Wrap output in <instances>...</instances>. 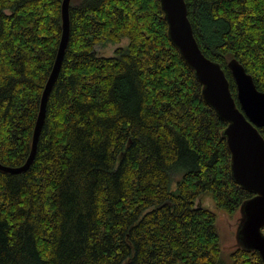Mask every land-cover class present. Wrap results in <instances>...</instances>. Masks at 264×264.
<instances>
[{"label": "trees", "instance_id": "obj_1", "mask_svg": "<svg viewBox=\"0 0 264 264\" xmlns=\"http://www.w3.org/2000/svg\"><path fill=\"white\" fill-rule=\"evenodd\" d=\"M63 0H0V163L27 158ZM194 34L264 90V0H186ZM71 35L36 154L0 171V264H225L217 213L254 196L221 119L171 42L160 0H72ZM128 38L111 56L96 45ZM264 135V127L259 128ZM177 183L175 191L171 184ZM230 264H262L237 247Z\"/></svg>", "mask_w": 264, "mask_h": 264}, {"label": "water", "instance_id": "obj_2", "mask_svg": "<svg viewBox=\"0 0 264 264\" xmlns=\"http://www.w3.org/2000/svg\"><path fill=\"white\" fill-rule=\"evenodd\" d=\"M71 1H62L61 40L52 71L41 93L27 158L18 166L0 163L2 172L22 173L34 160L49 96L59 76L70 40ZM160 4L171 42L201 83L202 96L206 103L228 124L223 134L231 154L233 179L254 194L233 214L237 216L235 225H238L233 250L237 247L256 250L264 264V135L259 130L264 127V90L257 87L253 75L246 67L237 58H232L228 66L237 85V98L240 103L238 106L224 69L220 63L205 55L195 37L186 0H160Z\"/></svg>", "mask_w": 264, "mask_h": 264}, {"label": "rangeland", "instance_id": "obj_3", "mask_svg": "<svg viewBox=\"0 0 264 264\" xmlns=\"http://www.w3.org/2000/svg\"><path fill=\"white\" fill-rule=\"evenodd\" d=\"M129 42L128 38H123L121 42L118 43H106L96 45V52L100 55L111 56L113 55L119 47L126 46ZM177 188V183L173 182L171 184V190L175 191ZM200 204L212 208L217 213L216 226L221 237V247H222V259L225 264L231 263V258L229 253L233 250L236 245V233L238 225H235V219L237 221V216L230 214H225L226 212L216 210L213 201L209 195H201L199 200ZM226 245H225V244Z\"/></svg>", "mask_w": 264, "mask_h": 264}, {"label": "bare ground", "instance_id": "obj_4", "mask_svg": "<svg viewBox=\"0 0 264 264\" xmlns=\"http://www.w3.org/2000/svg\"><path fill=\"white\" fill-rule=\"evenodd\" d=\"M225 244V243H224ZM226 245V244H225Z\"/></svg>", "mask_w": 264, "mask_h": 264}]
</instances>
